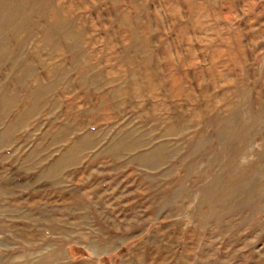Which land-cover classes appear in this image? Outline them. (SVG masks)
Here are the masks:
<instances>
[{
  "label": "rangeland",
  "instance_id": "374dc122",
  "mask_svg": "<svg viewBox=\"0 0 264 264\" xmlns=\"http://www.w3.org/2000/svg\"><path fill=\"white\" fill-rule=\"evenodd\" d=\"M0 264H264V0H0Z\"/></svg>",
  "mask_w": 264,
  "mask_h": 264
}]
</instances>
